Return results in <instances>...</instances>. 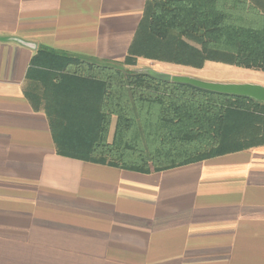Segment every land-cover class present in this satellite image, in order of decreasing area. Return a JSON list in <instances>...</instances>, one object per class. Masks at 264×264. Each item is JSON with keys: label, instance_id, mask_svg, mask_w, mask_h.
I'll use <instances>...</instances> for the list:
<instances>
[{"label": "crops", "instance_id": "1", "mask_svg": "<svg viewBox=\"0 0 264 264\" xmlns=\"http://www.w3.org/2000/svg\"><path fill=\"white\" fill-rule=\"evenodd\" d=\"M144 3L0 0V264H264V146L120 170L57 155L28 100L37 53L121 61Z\"/></svg>", "mask_w": 264, "mask_h": 264}, {"label": "trees", "instance_id": "2", "mask_svg": "<svg viewBox=\"0 0 264 264\" xmlns=\"http://www.w3.org/2000/svg\"><path fill=\"white\" fill-rule=\"evenodd\" d=\"M144 4L122 61L45 51L31 59L28 100L43 111L56 154L148 174L264 146L262 103L127 69L143 58L264 73V0Z\"/></svg>", "mask_w": 264, "mask_h": 264}, {"label": "rangeland", "instance_id": "3", "mask_svg": "<svg viewBox=\"0 0 264 264\" xmlns=\"http://www.w3.org/2000/svg\"><path fill=\"white\" fill-rule=\"evenodd\" d=\"M127 69L135 71L151 69L158 73L168 74L171 76H187L199 81L210 83L255 84L264 87V74L261 72H257L255 70H245L234 66H226L214 62H206L202 68L193 69L138 58L137 64L135 66H129ZM110 131L111 136L112 130Z\"/></svg>", "mask_w": 264, "mask_h": 264}, {"label": "water", "instance_id": "4", "mask_svg": "<svg viewBox=\"0 0 264 264\" xmlns=\"http://www.w3.org/2000/svg\"><path fill=\"white\" fill-rule=\"evenodd\" d=\"M146 73L159 78L169 79L172 82L188 84L202 90L220 93L224 95L244 96L254 99L264 105V87L255 84H218L199 81L187 76H171L168 74L158 73L151 69H145Z\"/></svg>", "mask_w": 264, "mask_h": 264}]
</instances>
